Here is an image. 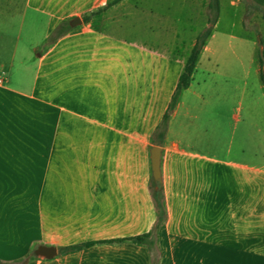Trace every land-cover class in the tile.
<instances>
[{
	"label": "crops",
	"instance_id": "0c3cea01",
	"mask_svg": "<svg viewBox=\"0 0 264 264\" xmlns=\"http://www.w3.org/2000/svg\"><path fill=\"white\" fill-rule=\"evenodd\" d=\"M107 2L0 0V264H152L155 146L159 264H264L257 42L215 28L156 144L188 57L84 21Z\"/></svg>",
	"mask_w": 264,
	"mask_h": 264
},
{
	"label": "rangeland",
	"instance_id": "374dc122",
	"mask_svg": "<svg viewBox=\"0 0 264 264\" xmlns=\"http://www.w3.org/2000/svg\"><path fill=\"white\" fill-rule=\"evenodd\" d=\"M108 0L94 16L103 29L127 40L188 57L192 44L207 29L256 41L264 39V5L256 0H219L218 14L211 0Z\"/></svg>",
	"mask_w": 264,
	"mask_h": 264
},
{
	"label": "trees",
	"instance_id": "16d2710c",
	"mask_svg": "<svg viewBox=\"0 0 264 264\" xmlns=\"http://www.w3.org/2000/svg\"><path fill=\"white\" fill-rule=\"evenodd\" d=\"M120 0H115L114 2H119ZM258 3L261 5H264V0H256ZM210 9L214 11V13L218 14L220 11V3L219 0H211L210 2ZM98 12H93L90 15H87L84 17L85 22L91 21L94 16H98ZM264 17V16H263ZM72 30L70 26V21H65L61 23L53 32L51 35V38L49 41L51 43L56 42L66 34H68ZM212 30L207 29L204 33L200 34L196 40L195 45L190 51V54L185 62V66L183 69V72L181 73L179 77V82L176 87V90L172 96L171 102L169 104L168 110L165 113L162 122L159 124L157 127L154 135H153V141L154 143L157 144L159 142L157 140V137H160L161 140L165 137L167 131H168V126H169V121L171 118L172 113L175 111L182 93L189 88L191 84V79L193 72L195 70L196 64L199 60L200 54L204 48V46L207 43L208 38L211 36ZM257 51H256V59L260 67V78L261 82L264 86V39L261 33L258 32L257 38ZM151 196L153 198V201L155 203V208L157 210V215H158V224L155 228L154 233H147L144 235L137 236L135 238H132L134 243L144 246L147 251L149 252L152 264H159L160 260V250L158 247V241H159V229L160 227L164 224V222L167 219V211H166V204H165V195L163 189L161 191H156L155 190V184L154 180L151 181ZM94 243H87L84 244L80 247V249L89 247L93 245ZM75 250V248H69L66 249L67 252H71ZM33 260H35L34 255H27L25 258L12 262V263H7V264H30Z\"/></svg>",
	"mask_w": 264,
	"mask_h": 264
},
{
	"label": "water",
	"instance_id": "95a60500",
	"mask_svg": "<svg viewBox=\"0 0 264 264\" xmlns=\"http://www.w3.org/2000/svg\"><path fill=\"white\" fill-rule=\"evenodd\" d=\"M81 23H82L81 19L75 18L73 21H71L70 25L72 27H76ZM150 153H151L152 177L155 184V190L161 191L163 186L161 170H160L162 149L158 146H155L151 149ZM47 254H50V252H48Z\"/></svg>",
	"mask_w": 264,
	"mask_h": 264
},
{
	"label": "built area",
	"instance_id": "2783aa9c",
	"mask_svg": "<svg viewBox=\"0 0 264 264\" xmlns=\"http://www.w3.org/2000/svg\"><path fill=\"white\" fill-rule=\"evenodd\" d=\"M2 83V79H0V84Z\"/></svg>",
	"mask_w": 264,
	"mask_h": 264
}]
</instances>
